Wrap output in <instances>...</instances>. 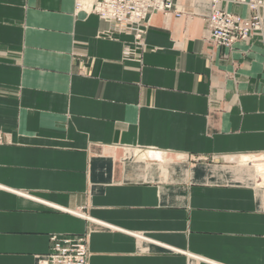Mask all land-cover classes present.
I'll return each instance as SVG.
<instances>
[{
  "label": "crops",
  "instance_id": "1",
  "mask_svg": "<svg viewBox=\"0 0 264 264\" xmlns=\"http://www.w3.org/2000/svg\"><path fill=\"white\" fill-rule=\"evenodd\" d=\"M173 11L135 45L74 0H0V264L81 234L87 264H264V6L232 49L208 2Z\"/></svg>",
  "mask_w": 264,
  "mask_h": 264
},
{
  "label": "built area",
  "instance_id": "2",
  "mask_svg": "<svg viewBox=\"0 0 264 264\" xmlns=\"http://www.w3.org/2000/svg\"><path fill=\"white\" fill-rule=\"evenodd\" d=\"M180 0H74L76 13L95 14L101 21L109 24L117 34L131 35L134 44L143 37L150 16L153 13L170 14L176 17L181 13L173 11V2ZM206 1L209 13L206 17L205 40L217 48L232 49L239 41L248 40L260 30L259 10L264 6L262 0H192ZM225 1L245 4L252 15L249 18L231 14L220 5ZM131 52L126 49L125 53ZM264 167V160L257 161ZM88 252L85 235H61L50 238L48 253L39 256L38 264H87Z\"/></svg>",
  "mask_w": 264,
  "mask_h": 264
},
{
  "label": "bare ground",
  "instance_id": "3",
  "mask_svg": "<svg viewBox=\"0 0 264 264\" xmlns=\"http://www.w3.org/2000/svg\"><path fill=\"white\" fill-rule=\"evenodd\" d=\"M259 169H262L261 167Z\"/></svg>",
  "mask_w": 264,
  "mask_h": 264
}]
</instances>
